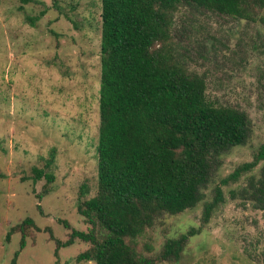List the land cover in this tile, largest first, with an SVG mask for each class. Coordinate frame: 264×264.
<instances>
[{
	"label": "rangeland",
	"instance_id": "rangeland-1",
	"mask_svg": "<svg viewBox=\"0 0 264 264\" xmlns=\"http://www.w3.org/2000/svg\"><path fill=\"white\" fill-rule=\"evenodd\" d=\"M100 10L101 0H0V264H11L22 236L16 264H95L75 260L89 246L80 242L55 256V240L71 232L62 220L88 229L77 205L97 192ZM42 11L31 24L27 17ZM171 47L204 78L210 101L246 115L249 133L212 161L193 208L165 214L131 243L156 259L166 240L194 228L178 262L155 264H264V210L240 193L262 162L223 182L264 146V8L247 21L184 4L173 15ZM33 169L53 181H34ZM219 188L223 201L202 225Z\"/></svg>",
	"mask_w": 264,
	"mask_h": 264
},
{
	"label": "trees",
	"instance_id": "trees-1",
	"mask_svg": "<svg viewBox=\"0 0 264 264\" xmlns=\"http://www.w3.org/2000/svg\"><path fill=\"white\" fill-rule=\"evenodd\" d=\"M184 4L247 21L257 20L264 8V0H101L97 192L77 205L86 231L60 221L71 232L66 241L55 240V256L80 242L89 246L77 262H178L199 229L166 240L156 259L138 253L131 242L165 214L193 208L212 161L246 143V115L210 101L204 78L173 54V15ZM44 14L27 19L33 24ZM261 162L259 177L250 176L240 193L264 210V146L223 182H237ZM33 172L34 181H53L43 170ZM222 201L219 188L203 208L202 225ZM24 246L22 236L11 264Z\"/></svg>",
	"mask_w": 264,
	"mask_h": 264
}]
</instances>
